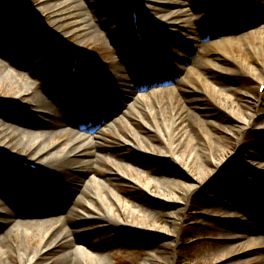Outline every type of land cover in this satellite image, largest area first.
Masks as SVG:
<instances>
[{"label": "rangeland", "instance_id": "374dc122", "mask_svg": "<svg viewBox=\"0 0 264 264\" xmlns=\"http://www.w3.org/2000/svg\"><path fill=\"white\" fill-rule=\"evenodd\" d=\"M130 1L131 5L127 0H0V77L3 74L1 62L7 56H13L8 70L32 89L22 100H17V89L4 82L0 89V114L36 123L39 120L33 111L38 104L36 94L43 95L49 102L48 114L56 117L60 116L57 105L64 107L71 100L83 103L96 95L99 102L114 99L117 107L114 110L113 104L106 111L108 116L119 106L124 108L127 103H134V96L125 94L127 89H119L120 85L132 89L143 83V79L154 80L160 73L171 81L177 76L179 82L194 69L190 81H185L182 90L174 94L177 101L174 112L168 108V101L173 97L171 93L151 95L148 101L138 104V108H154L161 102L162 113L145 115V121L135 120L130 115L127 127L121 126L120 132L114 127L101 142L103 153L127 163L133 162L146 171L141 176L128 172L138 182H132L129 177L111 180L124 209L115 207L113 219L118 221V214L122 213L127 222H136L126 207L129 199L130 204L146 205L159 214L152 224L166 226L173 222V215L178 214V226L174 228L176 235H138L106 224V220L99 225L97 221H73L69 226L88 229L98 226V232L92 237H87L84 232L81 237L96 240L97 248L109 256L111 264H144L150 253L158 252L164 258L158 259L162 264H167L168 259L173 264H238L225 262L227 259L223 256L217 258V241L227 225H237L245 229L247 235L264 227V215L255 210L253 201H257L264 211V89L260 90L259 75L254 76L247 70L251 65L261 68L260 72L264 74V53L258 57L252 47L259 45L258 35L264 33V0H236L231 4H224V0H194L197 3L192 11L188 6L190 0H154L160 1L163 7L156 9L141 0ZM133 8L138 12L140 30L145 37L142 42L135 36L131 18ZM171 10L182 18L183 22L177 28H165L155 17ZM261 13L262 22L259 20ZM222 35H229L234 41L227 56L202 50L210 40ZM241 35H245L246 40L241 42ZM72 53L80 57L84 72L71 74ZM32 66L36 67L35 77L30 74ZM115 88L119 90L115 91ZM222 91L232 99L225 98ZM97 109L100 110L90 111L88 116H98L102 106ZM239 109L238 114L236 110ZM172 116L177 119L176 132L164 138V120ZM248 119L254 126L239 132L237 125L245 124ZM138 133L147 138L146 147ZM122 136L133 140L129 147L120 144ZM12 139L17 140V136L13 135ZM70 139L69 134H64L57 136L56 141L67 145ZM240 140L241 145L236 151ZM218 142L222 148L229 149V157L225 161L221 159L219 167L213 159L218 155ZM12 149H0V195L5 193L13 200L21 201L18 204L21 206L35 204L27 194L40 184L38 175L41 174L24 166L16 154L13 155ZM171 149L175 155L171 154ZM249 153L254 155L249 156ZM100 164L105 168L118 166L106 159ZM201 166L206 169L203 173ZM105 168L98 167L99 172L107 174ZM153 174L193 185L195 189L187 199L175 185L168 189L152 185L153 190L180 195L178 205L163 201L145 188ZM61 177L67 180L66 183L71 180L66 174ZM254 177L263 190H259L260 193L252 185ZM60 205L57 206L59 210L66 207L65 203ZM82 206L88 208L86 203ZM245 208L252 211V215L244 212ZM8 210L10 208L5 205L0 208V212ZM8 220L5 215L0 216L2 239L4 233L11 231L17 223L10 219L9 225ZM144 223L149 226L150 221ZM16 233L25 240L21 232ZM39 237L36 233L25 241L37 247ZM256 242L248 248V252L255 254L247 257L251 260L264 258V252L257 249L260 242ZM165 244H168L167 248L161 250ZM64 250L67 251V245H58L41 261L70 264L66 259L55 257ZM11 256L13 258L8 257V262L17 263L15 255ZM254 260L249 264H255Z\"/></svg>", "mask_w": 264, "mask_h": 264}, {"label": "bare ground", "instance_id": "6f19581e", "mask_svg": "<svg viewBox=\"0 0 264 264\" xmlns=\"http://www.w3.org/2000/svg\"><path fill=\"white\" fill-rule=\"evenodd\" d=\"M197 1L190 0L188 6L191 11L196 7V4L194 3H197ZM141 2L146 6L151 7V9L163 8L162 5H160V1L141 0ZM186 16L187 15H183V17ZM262 16L263 15L261 13V17L259 18L261 22L263 18ZM155 17H157L161 25L165 28H177L183 22L182 18H178L172 10L163 15H156ZM189 35L191 36L192 34L189 33ZM231 38V36H225L215 41H210L202 48V50L227 56L228 48L234 44V41ZM246 38L247 37L245 35H241L240 41L242 42L246 40ZM257 40L259 45L252 47L256 56L260 57L264 53L262 46L264 45V33L259 34ZM4 58L5 57H3V59ZM13 58L14 57L11 56V58H5L4 62H1L3 63V74L0 77V89L4 82H8L12 89H17V95L15 98L17 100H22L24 96L31 93L32 89L28 83H24L21 79L17 78L12 71L8 70L11 66L10 61H13ZM141 61L142 60H139L138 62ZM35 68V66L29 68L31 69L30 74L33 77L36 76ZM247 70L254 76L258 74L260 85H264V74L260 72V70H262L261 68L249 65ZM194 73L195 70L191 69L185 78H181L179 82H175V80H173L174 82L172 83V87L168 88H165V85H162L160 82H157L158 85L152 89H147L144 85L134 87L132 89L127 85H120L119 89H127L125 94L131 95L133 90L136 92L134 94L136 98L134 103H129L125 107V110L119 114L120 116L113 119L109 125H106L107 127L104 126V129L101 132H93V129L85 125H76V127H78L79 130H83L85 134L94 135V137H89V139H86L84 136L85 134L81 135L74 132V130H70V128L68 129L67 126H64L63 122L56 116L48 114V108H50V106L48 107L49 102L47 103L43 99V95L38 96V94H36L38 104L35 109L36 114L43 120L42 123H30L28 121L19 120L16 117L0 114V149H2V147H13L12 153L13 155L16 154V158L18 160L36 164L39 170H42L43 174L47 170H55L57 176L62 173H67L71 177V180L67 184H63V181L61 182L60 179H55V181H53L54 185L47 191L43 189L31 190L29 196L36 202V205L33 203H26L27 205L21 206L18 205L19 203L21 204V201L13 200L11 196L6 195L5 193L0 195L3 199V203L0 204V208L4 205L10 208L8 212L1 211L0 216L5 215V217L9 219V225L11 224L10 219L17 222L14 227L15 229L5 232L3 239L0 237V263L46 264L48 262L41 261V258L45 256L46 253L50 252L58 245H67V251L64 250L59 254H56L55 257L58 259H66L70 264H111L109 256L104 251L97 248L95 243L96 240L81 237L82 232L85 234L87 233V237H92L98 232V226L96 229H88L83 226L70 227L69 223L73 221L79 223L89 221L95 223V221H97L99 225L102 222L106 223L104 222V220H106V224L114 225L115 227H122L125 231L127 229H133L174 237L176 235L174 228L178 226L179 222L178 214H174L172 217L173 222L166 226L152 224L151 221L155 220L156 216L159 214H155L156 212L146 205L130 204L129 199L126 201V207L129 210L131 218H133L136 222H127L123 219L122 213L118 214V221L113 219L115 207L119 208L121 211L124 209L121 205L120 199H118V190L111 184V180L116 178L121 180L129 177L132 178V182H138V179L130 176L128 172L133 171L138 176H141L145 175L146 171L140 169L137 164H134L133 162L128 161L129 163H127L121 161L116 156L103 153V145H101L100 141L97 143L98 145L94 147H86L96 142L97 139H100L101 135L99 134L107 131V129L112 131L115 127L120 132L121 126L127 127L130 115L133 116L135 120L145 121V115L153 116L155 113H162L164 109L161 102H158L154 108L150 106H146L143 109L138 108L139 102L148 101V97L150 95H165L167 92H171L173 97L171 101H168V108L171 109V112H174V105L177 102L174 98V94L182 90L185 81H190V78L194 75ZM128 83L129 82L126 84ZM221 94L224 95L225 98L232 99L227 96V93L224 91H222ZM95 106L99 105L96 104ZM236 112L239 114L241 110H236ZM174 116L164 120V126L166 129V131H163L162 133L164 138L168 135L173 136L176 132L174 127L177 123V119ZM251 121L252 120L248 119L245 124H238L237 128L239 132H245L244 130L247 127H253L254 122ZM244 125L245 127L243 128ZM44 128H53L55 130L51 134L49 133L48 135H45L43 134L44 132H41ZM65 131L75 136V138L74 136H71L67 145H63L62 143L56 141V133H65ZM19 134L22 135V138L13 141L12 136H19ZM138 135L140 136L139 133ZM105 136L106 135L103 137L105 138ZM140 137L144 147H146L145 139L147 138H144L143 136ZM189 139L192 140V135H189ZM219 140L222 141V138L220 137ZM119 142L123 146L125 145V147H129L133 140L128 136H122V139H120ZM240 143L241 140L237 143L238 146L236 151L239 149L241 145ZM221 146L222 145L218 142L216 148L218 155L217 157L213 156V159L217 162L216 164L218 167L222 164L221 159L225 161L229 157V149L222 148ZM171 154L175 155L172 149ZM250 155L253 156L254 154L249 153V156ZM102 159H106L109 163L113 165L117 164L118 166L105 168L100 164ZM98 167L105 168L108 173L103 174L99 172ZM205 170V167L201 166V172L203 173ZM246 171L250 174L248 170ZM250 176H252V174ZM257 182L258 180L254 177L252 185L254 186L255 191L260 193L259 190H261V188L258 184H256ZM152 185H157L161 187V189H168L175 185L184 195H186L187 199L189 194H191V192L195 189L193 185H185L183 183L159 176L158 174L154 175L145 188L151 192V194H154L155 198L172 202L177 205L180 202V195L178 193L172 192L170 194L166 190H162L161 192L153 190ZM77 188L78 190H76ZM67 201H69V205H67ZM253 201L255 210L264 215L263 208H261L260 204L254 199ZM64 203L66 205L65 209L56 210L58 204ZM82 203H86L88 208H84ZM244 212H247L249 216L252 215V211L248 208H245ZM137 220H139V222H137ZM145 220L150 221L149 226L144 223ZM32 228L39 229L41 231L37 247H32L30 244H27L25 241L26 239H20L19 235L16 233V231L19 232L20 230L25 238L28 231ZM244 231L246 230H242L241 227L234 224L227 225L223 228L221 232L222 237H220L217 241L219 242L217 249L218 259L223 256L227 259L225 262L229 261L237 262L238 264H249L254 259L251 260L247 257L255 254L248 252V248L252 244H256V241L260 242L257 249L259 248V250L264 252V227L259 228L258 231H250V234L248 235ZM2 240H5V242ZM167 246L168 244L162 245L161 250H165ZM13 254L18 259L17 263L8 262V260H10L8 257H11L12 259L13 257L11 255ZM158 259H164L161 252L150 253L144 264H162L158 261ZM171 261V259H168L167 264H173ZM254 261L255 264H264L263 257L256 258Z\"/></svg>", "mask_w": 264, "mask_h": 264}, {"label": "water", "instance_id": "95a60500", "mask_svg": "<svg viewBox=\"0 0 264 264\" xmlns=\"http://www.w3.org/2000/svg\"><path fill=\"white\" fill-rule=\"evenodd\" d=\"M46 190H48V189H46Z\"/></svg>", "mask_w": 264, "mask_h": 264}]
</instances>
